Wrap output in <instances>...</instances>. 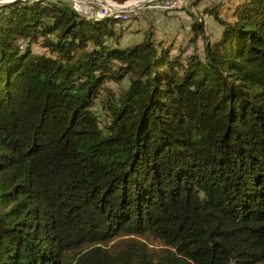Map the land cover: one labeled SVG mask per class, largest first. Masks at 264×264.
Segmentation results:
<instances>
[{"label":"trees","instance_id":"1","mask_svg":"<svg viewBox=\"0 0 264 264\" xmlns=\"http://www.w3.org/2000/svg\"><path fill=\"white\" fill-rule=\"evenodd\" d=\"M193 11L186 55L0 6V264H264V0L205 5L212 39Z\"/></svg>","mask_w":264,"mask_h":264},{"label":"rangeland","instance_id":"2","mask_svg":"<svg viewBox=\"0 0 264 264\" xmlns=\"http://www.w3.org/2000/svg\"><path fill=\"white\" fill-rule=\"evenodd\" d=\"M3 2L6 1H14V0H0ZM88 1H96V2H101L103 3L102 0H88ZM129 1V0H127ZM190 0H186V7L185 11L191 10L192 11L195 9L196 13L200 15L201 19L204 20V28H205V33L208 37L215 38L217 33L221 30L220 25L218 22L211 16H206L205 14H201V10L205 5H208L212 2V0H191L190 3L188 4ZM77 5H73L75 9L80 11L81 13L87 14V8L83 1L76 0ZM110 2H115L114 0H110ZM193 2V3H192ZM195 2H198L199 4L197 7L193 5ZM2 4H0L1 6ZM193 5V7H192ZM84 8V9H83ZM122 8H117L113 9L109 13H98V16H114L116 12L118 13ZM128 10V18L127 19H122V20H138L139 22H143L142 24H122V21H120L118 24H115V30L123 34L121 35L120 43L126 45V44H132L140 41L144 35H146L147 32H153L154 35L157 38H171L174 41H176V44H179L181 46H185L186 49L185 51H191L193 52L195 45L191 42V39L193 37L192 30H191V16L188 14L186 15V12L184 13L183 16H188L190 19L186 18L184 21H187L189 24H185L182 20L179 19L180 24H172L171 18H176L174 15L180 11L182 12L183 10H179L178 8H175L174 10L171 9H162V11H156L159 12L156 15V19H150L149 17V11H138V12H130V7H127ZM194 12V11H193ZM195 14V12H194ZM116 17V16H114ZM171 17V18H168ZM168 20V22H167ZM219 35V34H218ZM197 46L199 50L203 46V39L198 38ZM194 46V47H193ZM36 50H42L40 47L35 45ZM192 48V49H191ZM201 51V50H200ZM129 85V79L125 78L122 82H111L110 86L113 87L114 90L117 92H121L127 86Z\"/></svg>","mask_w":264,"mask_h":264},{"label":"built area","instance_id":"3","mask_svg":"<svg viewBox=\"0 0 264 264\" xmlns=\"http://www.w3.org/2000/svg\"><path fill=\"white\" fill-rule=\"evenodd\" d=\"M73 5H77L75 0H69ZM83 1L87 14L97 15L98 13H109L113 9L121 8L119 5L130 7V12L149 11L156 12L162 11L169 6H186V0H160V2H151L149 0H129L124 3L111 2V4H102L101 2L80 0ZM84 9V8H83Z\"/></svg>","mask_w":264,"mask_h":264},{"label":"crops","instance_id":"4","mask_svg":"<svg viewBox=\"0 0 264 264\" xmlns=\"http://www.w3.org/2000/svg\"><path fill=\"white\" fill-rule=\"evenodd\" d=\"M149 13V17H150V19H156V15H157V13H159V12H148ZM184 11H182V12H178L177 13V15L175 14L174 16L176 17V18H171V17H168V18H171V22H172V24H180V21H179V19L178 18H180V20H182L185 24H189L187 21H184L186 18H188V19H190L188 16H183L184 15ZM186 15H187V13H186ZM167 22H168V20H167ZM143 22H139L138 20H134V21H131V20H127V21H123L122 22V24H142ZM220 31V30H219ZM219 34V32L216 34V35H218ZM126 45H129V44H126ZM200 50H202V48L200 49Z\"/></svg>","mask_w":264,"mask_h":264},{"label":"bare ground","instance_id":"5","mask_svg":"<svg viewBox=\"0 0 264 264\" xmlns=\"http://www.w3.org/2000/svg\"><path fill=\"white\" fill-rule=\"evenodd\" d=\"M149 1H151V2H160V0H149ZM182 7L183 6H169L165 10H167V9L174 10L175 8L181 9ZM114 16H116V18L127 19L128 18V10H127V7L126 8H122V10H120L118 13L116 12V14H114ZM191 52H192V50L191 51L190 50L189 51H185V54L188 55Z\"/></svg>","mask_w":264,"mask_h":264},{"label":"water","instance_id":"6","mask_svg":"<svg viewBox=\"0 0 264 264\" xmlns=\"http://www.w3.org/2000/svg\"><path fill=\"white\" fill-rule=\"evenodd\" d=\"M16 1V0H14ZM14 1H6V2H3V1H0V4H5V3H12ZM103 3H106V4H111L110 0H102ZM121 8H126L127 6L125 5H119Z\"/></svg>","mask_w":264,"mask_h":264}]
</instances>
